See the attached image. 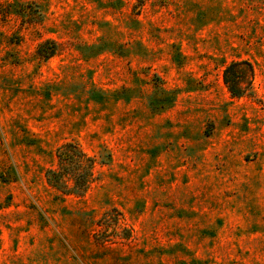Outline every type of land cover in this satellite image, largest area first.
Returning a JSON list of instances; mask_svg holds the SVG:
<instances>
[{
	"label": "rangeland",
	"instance_id": "rangeland-1",
	"mask_svg": "<svg viewBox=\"0 0 264 264\" xmlns=\"http://www.w3.org/2000/svg\"><path fill=\"white\" fill-rule=\"evenodd\" d=\"M0 264H264V0H0Z\"/></svg>",
	"mask_w": 264,
	"mask_h": 264
},
{
	"label": "trees",
	"instance_id": "trees-1",
	"mask_svg": "<svg viewBox=\"0 0 264 264\" xmlns=\"http://www.w3.org/2000/svg\"><path fill=\"white\" fill-rule=\"evenodd\" d=\"M39 49H43V44ZM53 53L54 51H51L50 55ZM244 64H247L253 72L252 65L248 61H233L224 71L225 83L234 96H242L246 90L241 86ZM56 155L57 167L47 170L49 182L66 193L84 195L95 179V157L73 140L61 144L56 149Z\"/></svg>",
	"mask_w": 264,
	"mask_h": 264
}]
</instances>
